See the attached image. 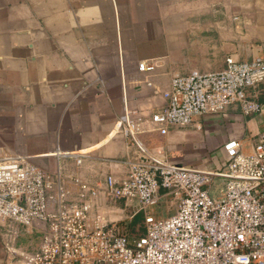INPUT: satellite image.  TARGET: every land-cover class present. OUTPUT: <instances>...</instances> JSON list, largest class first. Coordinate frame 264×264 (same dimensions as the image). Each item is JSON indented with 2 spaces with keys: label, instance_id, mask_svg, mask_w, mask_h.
Wrapping results in <instances>:
<instances>
[{
  "label": "crops",
  "instance_id": "0c3cea01",
  "mask_svg": "<svg viewBox=\"0 0 264 264\" xmlns=\"http://www.w3.org/2000/svg\"><path fill=\"white\" fill-rule=\"evenodd\" d=\"M229 56L264 59V0H0V158L28 157L73 192V177L123 179L135 157L119 124L127 104L144 117L153 155L216 169L225 143L251 151L264 129V82L245 89L262 106L254 115L234 103L166 135L150 117L174 76L221 70ZM142 62L155 69L140 70ZM107 203L100 212H112ZM155 206L167 216L177 209L163 189ZM39 229L15 238L0 219V264H18L14 249H37Z\"/></svg>",
  "mask_w": 264,
  "mask_h": 264
},
{
  "label": "built area",
  "instance_id": "2783aa9c",
  "mask_svg": "<svg viewBox=\"0 0 264 264\" xmlns=\"http://www.w3.org/2000/svg\"><path fill=\"white\" fill-rule=\"evenodd\" d=\"M139 69L155 67L142 62ZM262 82L263 58L229 56L221 70L174 76L165 105L150 121L166 135L234 103L254 115L262 106L245 89ZM144 122L126 104L119 124L135 150L127 177L109 174L96 185L73 177L76 192L66 189L60 172L46 171L28 157L0 158V219L15 238L20 229L45 225L37 249L13 250L18 264H264V129L251 151L229 140L225 164L209 170L153 155L141 138ZM162 189L177 203L167 217L151 212ZM104 200L125 202L133 216L143 213L145 234L121 233L99 211Z\"/></svg>",
  "mask_w": 264,
  "mask_h": 264
},
{
  "label": "rangeland",
  "instance_id": "374dc122",
  "mask_svg": "<svg viewBox=\"0 0 264 264\" xmlns=\"http://www.w3.org/2000/svg\"><path fill=\"white\" fill-rule=\"evenodd\" d=\"M220 183V182H219ZM213 195H216L215 192H212ZM108 209H112V212H101V214L109 221H113V223L116 225L117 229L121 233H128L129 227H130V217L128 216V208L121 202H108ZM105 206V205H103ZM105 206V208H106ZM153 210L155 211L156 216H163L167 217L168 213L161 209L160 206H153ZM103 211V210H102ZM115 211V212H114ZM130 238H133V236H130Z\"/></svg>",
  "mask_w": 264,
  "mask_h": 264
},
{
  "label": "trees",
  "instance_id": "16d2710c",
  "mask_svg": "<svg viewBox=\"0 0 264 264\" xmlns=\"http://www.w3.org/2000/svg\"><path fill=\"white\" fill-rule=\"evenodd\" d=\"M145 219L143 213H138L133 216L130 221L129 232L127 233L129 236L133 237H141L145 234Z\"/></svg>",
  "mask_w": 264,
  "mask_h": 264
}]
</instances>
